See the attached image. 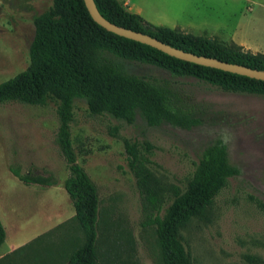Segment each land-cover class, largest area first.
I'll list each match as a JSON object with an SVG mask.
<instances>
[{"label": "rangeland", "instance_id": "1", "mask_svg": "<svg viewBox=\"0 0 264 264\" xmlns=\"http://www.w3.org/2000/svg\"><path fill=\"white\" fill-rule=\"evenodd\" d=\"M130 1L154 24L205 36L233 50L264 54V0ZM52 3L0 0V83L29 67L35 18ZM129 69L170 81L181 106L199 115L202 123L190 129L150 126L139 115L129 124L108 113H92L86 99H75L72 141L78 162L99 190V244L108 257L104 264H159L160 248L149 224L156 210L145 207L129 166L126 138L154 145L152 169L163 207L172 200L174 188H185L205 146L222 139L239 173L182 228L184 244L194 264H264V94L224 89L148 64H130ZM59 102L52 97L46 105L0 104V218L7 232L0 258L42 236L2 264H29L30 253L41 246L84 236L82 230L65 228L75 208L63 186L69 167L57 143ZM13 168L53 175L57 184H26ZM66 246L53 245L56 264H66L71 245Z\"/></svg>", "mask_w": 264, "mask_h": 264}, {"label": "trees", "instance_id": "2", "mask_svg": "<svg viewBox=\"0 0 264 264\" xmlns=\"http://www.w3.org/2000/svg\"><path fill=\"white\" fill-rule=\"evenodd\" d=\"M95 2L101 14L117 25L147 33L189 52L264 70V54L233 50L205 36L155 25L129 10L120 0ZM34 23L31 63L27 69L0 83V104L20 101L46 105L52 97L59 99L57 143L69 167L63 186L75 208L74 216L64 226L67 232L82 230L84 236L81 241L74 238L41 246L40 250L30 253L29 264H56L53 245L63 247L65 243V250L68 243L71 245L66 264H104L108 257L105 258L99 244V190L78 162L72 141L75 99H86L92 113H108L129 124L135 123L140 115L150 126L171 124L190 129L200 125L202 118L181 106L172 83L141 76L129 69L130 64H148L174 76L193 77L224 89L259 94H264V80L177 58L147 43L119 35L93 18L85 0H53L48 9L36 16ZM125 147L145 207L156 210L149 224L154 226L160 248L159 264H194L181 230L239 173L230 160L226 143L217 139L205 146L187 185L184 189L174 188V196L166 207H163L159 180L152 169L154 145L147 140L140 143L126 138ZM12 171L26 184H57L53 175L23 174L14 168ZM6 236L0 218V246ZM41 238L19 248L24 249ZM56 248L60 251L58 246ZM17 249L1 257L0 264Z\"/></svg>", "mask_w": 264, "mask_h": 264}, {"label": "water", "instance_id": "3", "mask_svg": "<svg viewBox=\"0 0 264 264\" xmlns=\"http://www.w3.org/2000/svg\"><path fill=\"white\" fill-rule=\"evenodd\" d=\"M85 2L91 15L98 23L119 35L147 43L170 55L176 56L177 58L264 80V70L262 69L252 68L244 64L228 62L211 56L199 55L175 47L147 33L117 25L101 14L95 0H85Z\"/></svg>", "mask_w": 264, "mask_h": 264}, {"label": "crops", "instance_id": "4", "mask_svg": "<svg viewBox=\"0 0 264 264\" xmlns=\"http://www.w3.org/2000/svg\"><path fill=\"white\" fill-rule=\"evenodd\" d=\"M123 4H125L129 10H131L132 12L138 13L140 14V9L137 6H132L131 1L130 0H120ZM141 15V14H140ZM142 16V15H141ZM146 19V18H145ZM147 20V19H146ZM149 21V20H147ZM150 22V21H149ZM152 23V22H151ZM154 24V23H153ZM157 25V24H155ZM164 26V25H163ZM169 27V26H168ZM177 28V27H176ZM1 256V253H0Z\"/></svg>", "mask_w": 264, "mask_h": 264}]
</instances>
